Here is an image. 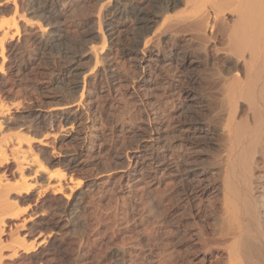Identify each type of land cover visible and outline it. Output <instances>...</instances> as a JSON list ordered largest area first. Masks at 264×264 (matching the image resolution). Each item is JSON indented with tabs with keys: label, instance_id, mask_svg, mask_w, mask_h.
Segmentation results:
<instances>
[{
	"label": "bare ground",
	"instance_id": "1",
	"mask_svg": "<svg viewBox=\"0 0 264 264\" xmlns=\"http://www.w3.org/2000/svg\"><path fill=\"white\" fill-rule=\"evenodd\" d=\"M82 24L95 43L65 42ZM90 116L112 184L56 147ZM162 181L166 226L144 208ZM168 225L183 264H264V0H0V264H54L69 231L72 264H162Z\"/></svg>",
	"mask_w": 264,
	"mask_h": 264
},
{
	"label": "rangeland",
	"instance_id": "2",
	"mask_svg": "<svg viewBox=\"0 0 264 264\" xmlns=\"http://www.w3.org/2000/svg\"><path fill=\"white\" fill-rule=\"evenodd\" d=\"M107 18H108V16H107ZM88 25H90V24H88ZM91 27V26H90ZM89 27V29H88V26H87V24H82V25H80V27L78 26L77 28L76 27H70V28H68V32H67V34L65 35L66 36V39L64 40L65 42L67 41V39L69 38L68 36L70 35V36H72V34H74L71 38H69V39H73V37H75L74 39L75 40H78L80 37H82L83 38V33H86L84 36H85V38H80L79 40H83L86 44H89V42L88 41H92L90 44H92V43H95V38L93 37V35H90L88 32H90L89 30L91 29ZM74 28H76L78 31H79V33L77 34V33H75V30L76 29H74ZM87 28V29H86ZM71 31H70V30ZM74 29V30H73ZM86 29V30H85ZM76 30V31H77ZM153 30V29H152ZM77 31V32H78ZM83 33H82V32ZM84 31H86V32H84ZM69 32H71V33H69ZM122 33V32H121ZM129 33H130V31H129ZM77 36H76V35ZM83 34V35H82ZM88 34V35H87ZM79 35V36H78ZM86 36H88V37H86ZM68 37V38H67ZM79 37V38H78ZM89 37H90V39H89ZM65 38V37H64ZM77 38V39H76ZM183 37H182V35H180L178 38H177V42L178 43H180V42H182V43H184V40L182 39ZM68 39V40H69ZM87 39V40H86ZM93 39V40H92ZM183 41H182V40ZM94 41V42H93ZM65 42H64V44H65ZM108 43H109V41H108ZM182 43H180V45L182 44ZM63 43H62V45H64ZM130 70H131V67H130ZM130 72V71H129ZM131 73V75L128 73V75H129V81H132V80H130V79H133L132 77H133V75H132V72H130ZM130 76H132L131 78H130ZM166 76V77H165ZM164 77L166 78H164V80H167V82H169V73H167L166 75H165ZM163 80V81H164ZM159 81V80H158ZM54 92H55V94H54ZM46 93H48L47 94V96H49V95H56V94H58V95H62V93L60 94V92L58 91V90H56V89H53V91L51 90V91H46ZM52 93V94H51ZM79 92L77 93V96H75L76 95V93L75 94H73L72 96H70L71 97V99L72 98H74V99H76V98H79ZM86 92L82 95L83 97H82V100L84 99V98H86ZM67 98H69V97H67ZM99 121V120H98ZM97 120H95V122H94V120L92 119V116H90L87 120H85V126L87 125V127H84L83 129L84 130H82V132H81V136L83 137L84 136V134H85V136H86V140H85V142H84V144L82 145V147H81V149L80 148H78V146L75 148V147H73L74 146V144L72 143V144H69L70 146H68V145H65V144H62L61 146H60V144L58 143L57 145H56V147L58 148H62L61 150H64L65 148H63V146L64 147H68V148H66V149H68V150H70L71 151V149H74V150H72V153H73V151L75 152V154H77L76 155V159H75V164H76V162H78L79 160V162L76 164V165H79V164H81V163H83V161H85L86 162V164H87V167L86 168H84V170H83V172L85 173V175H87L89 178H91V179H96V178H98L99 176H102L103 177V175L104 176H106V175H108V179H109V181L110 180H112V181H110V184H112L116 179H117V177H118V174H116V171H115V169H116V166H119V164L118 165H116L115 163H112V164H110V162H106V165H104L105 163H103V164H101V165H98L97 164V167H96V165L94 166L93 165V162L91 163V159H89L88 160V162H87V157H88V155L90 154V150L92 149V148H94V147H92V146H94V144H95V142L96 143H98L99 141H100V139L98 138V134L99 135H103V133H107L108 132V130L110 129V126H108L107 127V125H108V122H106V123H103V125H105L106 127H107V129H106V127H104L101 123H99ZM99 123V124H98ZM110 125V124H109ZM103 126V127H102ZM101 130V131H100ZM102 130L104 131V132H102ZM106 131V132H105ZM83 132H84V134H83ZM101 132V133H100ZM87 137H88V140H87ZM95 139V140H94ZM91 141H92V143H91ZM95 141V142H94ZM129 144V145H128ZM73 145V146H72ZM90 145H91V147H90ZM55 146V145H54ZM85 146H86V148H88V149H86L85 148ZM125 147H130V146H132V144L129 142H126V144L124 145ZM123 146V147H124ZM71 147V148H70ZM89 147H90V150H89ZM124 147V148H125ZM82 148H85V149H82ZM120 149V151L121 150H124V151H128V149ZM89 150V151H88ZM80 151H81V153H80ZM123 151V152H124ZM122 152V151H121ZM78 153H80V154H78ZM84 153V154H83ZM86 153V154H85ZM88 154V155H87ZM80 156H81V158H80ZM87 156V157H86ZM86 157V158H85ZM84 158V159H83ZM78 160V161H77ZM81 160H83V161H81ZM84 162V163H85ZM114 164V165H113ZM92 165V166H91ZM104 165V166H103ZM110 165V166H109ZM116 165V166H115ZM94 166V167H93ZM100 166L102 167V168H100ZM108 166V167H107ZM111 167V168H110ZM92 168H94V169H92ZM112 168H115V169H112ZM95 169H97L96 171H95ZM86 170V171H85ZM100 170H102L101 172L103 173V175H101V172H100ZM109 170H113V171H111V172H109L108 173V171ZM88 171H89V173H88ZM103 171H105L106 173H108V174H105ZM88 174H87V173ZM95 172V173H94ZM98 173H100V174H97ZM95 174V175H94ZM112 174V175H111ZM91 176V177H90ZM112 182V183H111ZM155 187H153L152 186V188L150 187V191H151V193L153 194V195H156L157 193L156 192H158V194H159V196H158V194L156 195L157 197H153L152 196V194L150 193L149 194V192H144V194L147 196H149V200H151L152 202H150V201H148V203L144 206V208L145 207H147V208H145L144 210L146 211L145 212V214H146V216H149V218H151L152 219V217L153 216H155L153 219H158V220H163L164 221V223H165V226L167 225V224H169V220H170V216H169V192H167L168 191V189L169 188H167L166 186H168L169 187V183H166L165 181H162L160 184H158L157 186L156 185H154ZM156 188V189H155ZM153 191H152V190ZM144 190V189H143ZM140 191H141V189H140ZM165 191V192H164ZM164 192V193H163ZM143 196V194H142V196L145 198L146 196ZM152 197H151V196ZM147 196V197H148ZM162 196V197H161ZM138 197V196H137ZM136 197V200L138 201L139 200V197L137 198ZM146 197V198H147ZM167 197V198H166ZM155 198H157V199H155ZM162 199L161 201H160V199ZM153 199V200H152ZM106 199H101V200H99V202H96L97 203V208L99 209L100 208V206H101V208H100V210L102 209V210H105L107 207H104V206H108L109 204L107 203V200L105 201ZM158 200V201H157ZM100 201H102L101 203H100ZM140 201V200H139ZM105 202V203H104ZM154 202V203H153ZM156 202V203H155ZM99 203V204H98ZM150 203V204H149ZM101 204V205H100ZM106 204V205H105ZM102 205H103V207H102ZM150 205V206H149ZM155 205V206H154ZM109 207V206H108ZM151 208V209H150ZM130 212H131V210H129ZM138 210H135V213H138L137 212ZM147 211H149V212H147ZM156 212V214L154 215V213ZM151 213V214H150ZM157 214H160V216H158ZM151 216V217H150ZM157 217H160V218H157ZM164 218V219H163ZM166 218V219H165ZM167 223H166V222ZM134 226V223H130V227H133ZM6 228V227H5ZM166 229V230H165ZM167 229H169V225L166 227V228H163V230L165 231H163V230H160L159 232H158V238L157 239H160V240H158V242H157V246L156 247H158L160 250L161 249H163V250H161V251H163L164 253L162 254V256L161 255H159V259H160V261H161V263L163 264V261L164 262H166L168 259V262H166V263H164V264H168L169 262L171 263V264H183V262H185V252H183L184 250L182 249V248H179L180 250H178V251H176V253H173V254H171L170 252H169V236H168V234H169V230L167 231ZM6 230V229H5ZM147 232L149 231V230H146ZM146 231H143V235H145L146 234ZM163 231V232H162ZM71 232L73 233V235L71 234ZM67 233V232H66ZM66 233H65V235H64V237L65 238H63V241L61 242V243H59V244H57V248H56V250L58 251V252H54L53 253V255L51 256V258H52V261H53V263L54 264H72V262L73 261H75V262H77V258H78V252H77V250H78V247H76V243H75V241L74 240H76L77 238L76 237H78V235H76L73 231H69V233L71 234H69V233H67V235H66ZM164 236H162L161 234ZM68 234L70 235V236H68ZM75 234V235H74ZM118 234V235H117ZM119 235H121L120 237H119ZM123 235L124 234H122L120 231H118L117 233H116V237H118V238H116V242H120V241H122V242H124L125 243V241L126 240H124V237H123ZM167 237H166V236ZM71 236H73L74 237V240H73V238L71 239V238H69V237H71ZM161 236V238H159ZM165 238V239H164ZM65 239L66 240H68V241H65ZM71 241H70V240ZM123 239V240H122ZM167 239H168V241H167ZM120 240V241H119ZM163 241H165V242H163ZM166 241H167V243H166ZM67 242H69V243H67ZM71 242V243H70ZM122 242H120V243H122ZM64 243V244H63ZM144 244H145V242H143ZM142 243V244H143ZM162 243V244H161ZM165 245H164V244ZM65 244H67V246L65 245ZM59 245V246H58ZM65 245V246H64ZM75 245V246H74ZM161 245V246H160ZM167 245V246H166ZM64 246V247H63ZM74 246V247H73ZM162 246L163 247H165V248H162ZM62 247V248H61ZM76 247V248H75ZM68 248V249H67ZM75 248V250H72V249H74ZM55 250V251H56ZM182 250V251H181ZM73 251H75L76 252V254H75V252H73ZM168 251V252H167ZM167 253V254H166ZM183 253H184V255H183ZM75 254V255H74ZM103 253L101 252V255H102ZM168 255L167 257H168V259L166 258V255ZM57 255H59V256H57ZM75 257H77L76 259L74 258V256ZM99 253L98 254H96L95 256H94V260L92 259V263L91 264H93V262L95 263V261L96 260H98L97 258H96V256L99 258V260L98 261H96V263L95 264H105V261H104V254L101 256V255H99ZM170 255V256H169ZM181 257H180V256ZM62 256V257H61ZM172 256V258H169V257H171ZM179 256V257H178ZM182 256H184V258H182ZM61 257V258H60ZM102 257V258H101ZM162 258H164V259H162ZM176 258V259H175ZM179 258V259H178ZM101 259V260H100ZM172 259V260H171ZM176 261H175V260ZM184 259V260H183ZM171 260V261H170ZM173 261H175V263L173 262ZM58 262V263H57ZM73 263V264H76V263ZM100 262H103V263H100ZM169 263V264H170Z\"/></svg>",
	"mask_w": 264,
	"mask_h": 264
}]
</instances>
